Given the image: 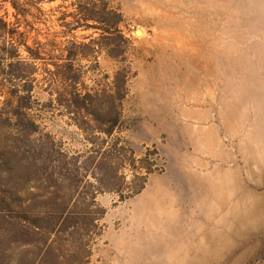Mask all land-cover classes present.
I'll list each match as a JSON object with an SVG mask.
<instances>
[{"label":"rangeland","instance_id":"rangeland-1","mask_svg":"<svg viewBox=\"0 0 264 264\" xmlns=\"http://www.w3.org/2000/svg\"><path fill=\"white\" fill-rule=\"evenodd\" d=\"M102 3L99 29L70 33L71 1L38 26L94 43L80 93L127 75L120 122L84 125L37 70L30 116L0 120V264H264V0Z\"/></svg>","mask_w":264,"mask_h":264},{"label":"trees","instance_id":"trees-1","mask_svg":"<svg viewBox=\"0 0 264 264\" xmlns=\"http://www.w3.org/2000/svg\"><path fill=\"white\" fill-rule=\"evenodd\" d=\"M68 1L72 2L76 10L69 14L62 13L58 20L64 21L68 17L74 19L78 26L70 28V33L80 26L99 29V26L89 22L98 24L103 22L102 15L105 9L102 0H0V74H10L12 79L16 80L12 87L0 81V120L3 122L16 117L20 121L30 116V112L34 109L35 78L33 76L38 69L43 68L55 78L59 87L64 88V93L70 96L63 100L58 99L57 102L64 105L69 113H75L76 119L84 125L97 121L94 118L97 113L105 111L109 128L104 131L110 135L120 122V111L126 95L127 75H122L124 80L114 88V94L113 89L108 88L89 91L86 94L80 93L78 88L80 77L75 69V62L80 54L79 50L83 48L92 51L94 43L92 41L87 44L78 43L73 39L66 46L64 42L58 40L64 32L50 35L38 26L51 21L50 15L43 8L44 4ZM108 14L120 17L115 10H109ZM65 23L67 26L73 24ZM105 25L100 28L102 34H112L114 29L118 31L114 22ZM23 52L26 53V57H22ZM65 52H68L66 58H64ZM6 59L11 60L9 70L1 68ZM63 61L65 64L62 63ZM50 64L55 67V71L48 68Z\"/></svg>","mask_w":264,"mask_h":264},{"label":"water","instance_id":"water-1","mask_svg":"<svg viewBox=\"0 0 264 264\" xmlns=\"http://www.w3.org/2000/svg\"><path fill=\"white\" fill-rule=\"evenodd\" d=\"M136 34H137L138 36H140V34H141V30H140V29H137V30H136Z\"/></svg>","mask_w":264,"mask_h":264},{"label":"bare ground","instance_id":"bare-ground-1","mask_svg":"<svg viewBox=\"0 0 264 264\" xmlns=\"http://www.w3.org/2000/svg\"><path fill=\"white\" fill-rule=\"evenodd\" d=\"M140 36H141V34H140Z\"/></svg>","mask_w":264,"mask_h":264}]
</instances>
